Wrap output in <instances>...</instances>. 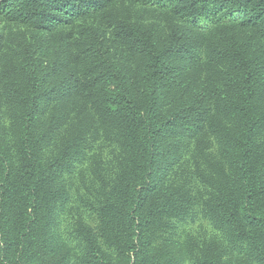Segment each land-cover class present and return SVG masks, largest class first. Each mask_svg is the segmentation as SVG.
<instances>
[{"label": "trees", "instance_id": "1", "mask_svg": "<svg viewBox=\"0 0 264 264\" xmlns=\"http://www.w3.org/2000/svg\"><path fill=\"white\" fill-rule=\"evenodd\" d=\"M115 1L0 0L39 31L100 13L139 58L84 28L54 83L0 61V264H264V0H136L165 32Z\"/></svg>", "mask_w": 264, "mask_h": 264}, {"label": "rangeland", "instance_id": "2", "mask_svg": "<svg viewBox=\"0 0 264 264\" xmlns=\"http://www.w3.org/2000/svg\"><path fill=\"white\" fill-rule=\"evenodd\" d=\"M110 12L117 13L130 21L140 22L145 26L154 24L163 32L177 19L171 13L172 10L169 6L158 3L144 5L136 0H117L110 7ZM69 20L71 21L69 24L51 26L47 30L39 31L28 23L10 21L0 14V61H15L17 63L25 56L35 59L43 66L44 74L45 71L48 73L46 75L50 82L54 83L62 76L59 69L60 63L67 61V54L77 39L75 37H81L80 33L84 28L97 31L113 61L136 62L139 59L133 55L131 49L123 45L113 35L112 28L100 13L82 15ZM201 24L205 28L201 29L202 32H209L214 26L220 25H213L207 21H202ZM68 33L72 35L70 39L66 36ZM159 34L164 36L162 33ZM173 63L176 66H181L180 60H174ZM61 68L65 67L61 64ZM179 229L181 231L192 230L196 234L202 233L201 235L206 233L211 236L215 233L209 222L202 219L182 227L179 225Z\"/></svg>", "mask_w": 264, "mask_h": 264}]
</instances>
